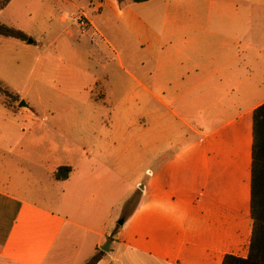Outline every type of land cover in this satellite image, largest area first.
I'll list each match as a JSON object with an SVG mask.
<instances>
[{"label": "crops", "instance_id": "0c3cea01", "mask_svg": "<svg viewBox=\"0 0 264 264\" xmlns=\"http://www.w3.org/2000/svg\"><path fill=\"white\" fill-rule=\"evenodd\" d=\"M91 5L98 17L108 10L155 63L139 77L129 72L131 104L141 109L128 120L138 127L128 129L129 138L141 141L149 166L140 177L131 167L93 159L90 150L78 162L42 164L47 185L40 187L17 157L22 148L0 149V264H86L108 242L98 264L247 259L254 113L264 104V0ZM2 38V46L23 48L20 40ZM97 154L114 156L108 149ZM65 166L69 177L57 180ZM138 191L142 198L116 230Z\"/></svg>", "mask_w": 264, "mask_h": 264}, {"label": "rangeland", "instance_id": "374dc122", "mask_svg": "<svg viewBox=\"0 0 264 264\" xmlns=\"http://www.w3.org/2000/svg\"><path fill=\"white\" fill-rule=\"evenodd\" d=\"M97 1L20 0L0 12L1 23L30 37L19 42L23 48L0 45V82L10 91L0 93V149L22 148L17 157L40 187L47 185L42 164L78 162L90 150L93 159L113 161L114 169L131 167L140 177L149 166L141 141L129 138L134 133L128 129L138 127L128 120L141 114L131 104L129 72L139 77L144 65L154 68L155 63L108 10L98 17L91 5ZM107 149L113 158L99 157L97 151ZM136 194L123 216L117 218L114 207L116 230L142 198L140 191Z\"/></svg>", "mask_w": 264, "mask_h": 264}, {"label": "trees", "instance_id": "16d2710c", "mask_svg": "<svg viewBox=\"0 0 264 264\" xmlns=\"http://www.w3.org/2000/svg\"><path fill=\"white\" fill-rule=\"evenodd\" d=\"M13 0H0V11L5 10ZM120 2H144L149 0H118ZM0 36L27 42L30 37L22 30L0 22ZM0 93L10 94L0 82ZM254 153H253V196L252 214L254 233L247 259L227 256L223 264H264V104L254 113ZM71 167H60L55 175L57 180H65L71 173ZM135 199H132L130 205ZM105 253L99 251L86 264H98Z\"/></svg>", "mask_w": 264, "mask_h": 264}, {"label": "water", "instance_id": "95a60500", "mask_svg": "<svg viewBox=\"0 0 264 264\" xmlns=\"http://www.w3.org/2000/svg\"><path fill=\"white\" fill-rule=\"evenodd\" d=\"M30 42H32V41H30ZM20 106H21V107H25L26 105H25V103L23 102V103L20 104ZM120 224L123 225V221H122ZM109 244H110V243L108 242L107 245L104 246V247L102 248V251H104V252H108V251H109V248H110V247H109Z\"/></svg>", "mask_w": 264, "mask_h": 264}]
</instances>
